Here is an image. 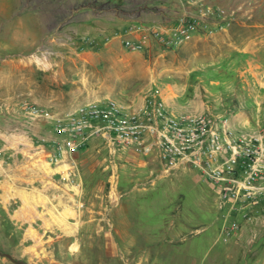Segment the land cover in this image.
<instances>
[{"label": "rangeland", "instance_id": "1", "mask_svg": "<svg viewBox=\"0 0 264 264\" xmlns=\"http://www.w3.org/2000/svg\"><path fill=\"white\" fill-rule=\"evenodd\" d=\"M164 1L21 0L17 12L36 11L41 16L45 32L54 34V40L47 41L42 47L51 52L52 61L60 60L61 55L76 58L74 48H91L106 40H93L87 27L80 30L79 36L75 35V26L70 25L73 7L86 3L99 8L94 12H102L111 6L117 15L139 19V26L154 22L144 17V10H161L167 14L166 24L174 21L176 12L196 10L195 6L178 0H167L169 9L159 6ZM209 1L214 5L236 8L233 22L243 20L244 24L240 23V27L234 29L232 23L224 31L201 34L207 37L195 45L198 54L181 47H164L151 38L150 55L133 51L116 63L109 57L111 51L108 54L102 49L103 54L96 66L66 61L60 72L63 82L58 79L55 90L66 98L73 93L71 91L80 94L95 91L106 97L119 94V100L128 102L138 93L158 92L156 86L167 85L171 91L174 82L175 87L185 83L186 94H189L192 85L203 79L218 98L214 102L209 99V106L221 112L228 111L235 101L222 102L223 98L233 95L232 92L226 95L223 82L230 83L232 89L240 88L244 83V73L241 72L244 61L237 56L236 48L249 43L258 33L256 58L260 59V64L264 62V44L260 42L264 39V0ZM1 16L7 17L5 14ZM32 19H28L29 27L35 25L38 29L36 20ZM216 35L222 36V40H216ZM110 48L115 51L113 45ZM35 52L24 51L20 60L12 58L0 72V83L2 77L5 83V86L0 85V128L5 132L38 131L36 129L42 126L51 130L47 123L29 124L21 110V99L28 98L29 77L35 72L36 75L47 73L43 68L31 69L36 67L31 57ZM226 55H229L228 65L224 60L220 62ZM124 64L132 67L125 69ZM194 66H203L204 72L188 71ZM53 67L57 68L56 64ZM144 69L154 72L155 77L149 80L148 73L142 71ZM244 78L252 81L251 77ZM2 94L8 97L7 101H1ZM68 106H49V109L56 111ZM248 110L243 116L256 115V109ZM237 113L233 111L227 115L232 118ZM41 135L35 133L33 139ZM5 158L8 164L16 160L19 170L26 169L12 177L18 185L15 191L21 197L0 200V252L10 253L24 263H16L0 254V264H264V214L223 242L220 235L224 217L217 207L215 193L210 186L196 180L194 171L175 169L163 172L151 159L129 149L110 150L96 139L58 165L49 164L43 154L39 156L38 160H42L46 168L40 172L49 174L53 182L49 184L64 205L61 201L56 205L58 198H54L51 202L55 208L43 210L44 201L40 200L37 214L34 196L25 192V188L33 183L30 161L35 159L22 152L16 156L6 153ZM1 178L0 196H3L8 192L5 180L10 177L1 175ZM17 209L21 212L19 220L13 214Z\"/></svg>", "mask_w": 264, "mask_h": 264}, {"label": "built area", "instance_id": "2", "mask_svg": "<svg viewBox=\"0 0 264 264\" xmlns=\"http://www.w3.org/2000/svg\"><path fill=\"white\" fill-rule=\"evenodd\" d=\"M178 1L196 10L176 12L166 28L130 26L129 31L142 29L145 33L136 40L123 39V46L142 51L154 38L164 47L176 48L194 33L228 29L236 17V8L209 0ZM20 104L29 124L51 127L54 137L34 139V149L49 164H60L65 160L63 154L73 157L98 139L110 150L129 149L152 159L163 172L194 171L196 179L215 193L224 217L223 242L264 214V101L257 104L256 115L237 126L217 109L175 113L157 97V91L140 103L106 98L56 111L27 98Z\"/></svg>", "mask_w": 264, "mask_h": 264}, {"label": "crops", "instance_id": "3", "mask_svg": "<svg viewBox=\"0 0 264 264\" xmlns=\"http://www.w3.org/2000/svg\"><path fill=\"white\" fill-rule=\"evenodd\" d=\"M166 1H164V4L159 3V6L168 8L169 4ZM20 5L21 0H0V72H3L4 66L7 65L12 58L17 57V60H20L24 56V51H36L33 55H31V57H33V62L36 64V67H32L31 69L35 70V68H40L41 70V68H43L44 71L47 70V73L43 72L38 73V75H36L35 72V74L29 77L26 90L28 97L27 99L31 100L32 102L38 105L40 104L41 106L49 108V106L51 107L56 105H69L68 107H70L75 104L102 100L106 98H121L118 93V95H116L115 97H106L95 91H91L85 94H80L79 91H71L73 93L70 95V97L66 98L63 93L56 91L55 88H58V79H62L60 72L63 71L62 69L66 61H69L70 64H76L78 61H80L81 65L84 66H86L87 64L96 66L95 64L99 63V59L103 54L102 49H106L108 54L109 51H111L109 57L116 63L124 55L128 56V54L133 52L130 51V49L129 52L126 51L128 49L123 46L122 40L125 38H131L133 40H136L142 36L143 32L145 33V31L142 29L129 31L130 26H139V19H131L130 17H126L125 15H117V13L113 11V8H111V6H107L108 9L102 12H94V9L87 5L75 7L73 13H71L72 19L70 20V25L75 26V35L79 36L78 34L80 30L90 28L93 40L96 39L98 42L103 39L106 40L101 43V45L97 44V46H93L91 48H74L76 58H69L66 55H61L60 60L54 59L51 61V56L49 54L51 52L42 47L47 45V41L54 40V34H48L45 32L43 22L41 21V16L36 11H27L23 13L17 12V10L20 8ZM149 6L152 7L151 5H148V7ZM143 12L145 13L144 17L152 19L154 20V22L141 24L140 26L155 28L165 27L166 25H168L164 22L167 19V14L165 15L163 12H161V10H159L158 12H146L144 10ZM3 14H5L7 17L1 16ZM32 18L36 20L38 29L35 27V25L29 27L28 19ZM159 21H162V23H159ZM244 22L245 21L243 20L234 21L233 28L238 29L240 27V23L244 24ZM258 35L260 34L257 33L256 35H254L253 38L249 40V43L247 42L241 48H236L237 56H241L244 61L241 72L244 73V77H251L252 81L248 82L243 77L242 82L244 83H242L240 88L236 89H232L230 83L223 82L225 92H227L226 95H231V92L233 95L232 97L230 96V98H223L222 102L227 103L230 100L235 101V104L230 106L229 110L223 113H225L229 122L235 126L239 124H244L246 120L251 118L252 116H243V114L246 111H249L248 109H256L257 104L260 103L264 98V62L260 64V59L256 58L257 52H259V46H256L259 43ZM206 37L207 36L194 33L179 47L186 50L188 49L190 53L192 51H195L194 53L198 54L195 45L198 41ZM216 37H218L216 38V40H222V36L216 35ZM119 40L121 42V45L119 44ZM150 41L151 39L147 41L146 47L144 48V50L139 51L140 53L150 55L152 51ZM260 42L264 44V39H260ZM111 45L114 46L115 51L111 50ZM40 54L43 55V57H41ZM226 56L223 57L225 59L221 58L222 60L219 59V61L221 60L220 62L223 63L224 60V63L227 62L226 65H228L229 55ZM32 60L29 59V61L31 62ZM55 64L57 68L53 67V65ZM123 66V68L125 69L126 67H132L131 65L127 64H124ZM193 70H195L194 72L197 73L204 72L203 66H194L191 67L188 71ZM142 71L143 73H148L149 80L155 77V73L152 71H146L145 69ZM1 74L2 76H4V73ZM200 75L202 74L200 73ZM199 77L203 78L202 76ZM1 80L2 82L0 83V85L5 86V83L3 81L4 77H2ZM175 85L176 84L174 82L171 91L167 89V85L163 87L156 86V88H158L157 97L162 99L175 113L185 111L207 112L209 109H215L209 106V99L213 100L214 102L217 101L218 98L211 92V89L205 85L203 79H200L195 85H192V91L190 90L191 93L188 92L189 94H186L187 90L185 83L183 84V86L175 87ZM147 91H145L143 94L138 93L139 95L135 93L137 94L136 97H132L133 99L128 100V102H142L146 95L152 93ZM233 92L235 93V95ZM6 98L8 97H5L4 94H2L1 101H7ZM1 104H5V102H1ZM233 111H237V115L235 117L229 118L227 113ZM256 112L257 109L255 110V113ZM43 128L44 126H42L41 129H36L38 131H35V129H24L22 133H20V131L19 133L13 131L9 133L3 131L0 128V180L2 179L1 175L10 177V180H5L7 181L6 184L8 186V192L6 193V195L3 196L1 194L0 200H9L12 199V197L17 196L21 197L17 195L18 192L15 191V187H17L18 185L17 183H14L12 177H16V174H21L22 171L26 168L23 167L19 170V167L15 163L16 160H12L11 164L6 163L5 154L8 153L10 156H16L17 154L22 152L26 154L29 158L32 157L33 159H35V161H30V169L32 173L33 183L30 187L28 186V188L24 187L26 189L24 190L25 192H27V194L29 193L31 197L34 196L36 200H34V204L36 205L35 210L37 211V214L39 213L38 209H40L37 206L38 203H40V200L42 202L44 201L43 204L45 208L43 210H51V208H55V206H53L55 204L51 202L54 198H58V202H56V205H58L59 201H61V204L64 205L62 199H59V194L54 193V190L49 184V182L53 184L49 174H46L45 172H40L42 169L44 170L46 168L45 163L42 162V160H38L39 156H42L43 153L34 149V135L35 133H37L45 135L47 138L54 137V134L50 131V129ZM24 133H26L27 136ZM4 135H7L5 142ZM29 136L30 138H28ZM30 139H32L33 141ZM63 158L66 159L67 155L63 154ZM1 184L2 182L0 181V186ZM63 195L64 194H61V196ZM13 214L16 215L15 219H20L21 212L19 211V209L15 210Z\"/></svg>", "mask_w": 264, "mask_h": 264}, {"label": "water", "instance_id": "4", "mask_svg": "<svg viewBox=\"0 0 264 264\" xmlns=\"http://www.w3.org/2000/svg\"><path fill=\"white\" fill-rule=\"evenodd\" d=\"M1 255L8 257L9 259H11L12 261L16 262V263H24L21 260H16L12 257V255L10 253L7 252H0Z\"/></svg>", "mask_w": 264, "mask_h": 264}, {"label": "trees", "instance_id": "5", "mask_svg": "<svg viewBox=\"0 0 264 264\" xmlns=\"http://www.w3.org/2000/svg\"><path fill=\"white\" fill-rule=\"evenodd\" d=\"M89 6V7H91V8H93V9H99L98 7H96L95 5H90V4H86V3H83V4H81L80 6ZM75 9V7H73V9L72 10H74Z\"/></svg>", "mask_w": 264, "mask_h": 264}]
</instances>
